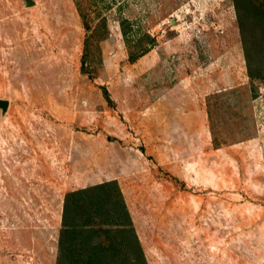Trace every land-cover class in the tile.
Masks as SVG:
<instances>
[{
  "label": "rangeland",
  "instance_id": "rangeland-1",
  "mask_svg": "<svg viewBox=\"0 0 264 264\" xmlns=\"http://www.w3.org/2000/svg\"><path fill=\"white\" fill-rule=\"evenodd\" d=\"M33 1L0 0V264H64L65 196L105 181L147 264H264L256 19L236 0Z\"/></svg>",
  "mask_w": 264,
  "mask_h": 264
},
{
  "label": "trees",
  "instance_id": "trees-1",
  "mask_svg": "<svg viewBox=\"0 0 264 264\" xmlns=\"http://www.w3.org/2000/svg\"><path fill=\"white\" fill-rule=\"evenodd\" d=\"M236 5H241L238 8L241 19L246 16L256 19L261 38L260 41L251 38L255 32L250 31L252 45L246 48L248 75L253 80L263 78L254 72L252 65L264 63V0H236ZM253 49L259 53L257 58L251 55ZM131 225L122 192L115 181L68 192L60 236L63 263L147 264Z\"/></svg>",
  "mask_w": 264,
  "mask_h": 264
},
{
  "label": "water",
  "instance_id": "water-1",
  "mask_svg": "<svg viewBox=\"0 0 264 264\" xmlns=\"http://www.w3.org/2000/svg\"><path fill=\"white\" fill-rule=\"evenodd\" d=\"M25 2H26L27 5H31V4L34 3L33 0H25ZM6 104H7L6 101L0 100V106L5 107Z\"/></svg>",
  "mask_w": 264,
  "mask_h": 264
}]
</instances>
